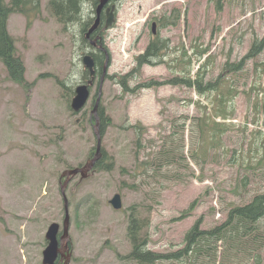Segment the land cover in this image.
Returning a JSON list of instances; mask_svg holds the SVG:
<instances>
[{"label": "rangeland", "instance_id": "1", "mask_svg": "<svg viewBox=\"0 0 264 264\" xmlns=\"http://www.w3.org/2000/svg\"><path fill=\"white\" fill-rule=\"evenodd\" d=\"M48 2L39 0L30 27L19 13L7 21L26 84L10 81L0 61V264H42L47 228L57 223L58 236L63 232L59 175L84 165L96 147L90 112L98 68L83 110L70 108L74 89L89 79L83 55H100L82 34L95 8L84 0L79 20L64 26ZM109 4L115 21L105 31L101 27L110 59L100 106L109 119L101 150L112 168L76 177L67 187L68 264H135L125 259L131 214L148 234L147 250L166 253L182 246L196 221L200 229L214 228L231 209L264 196V113L255 110L264 97V50L233 71L264 37V0H225L220 11L215 0ZM153 38L168 41L158 64L131 72ZM123 76L133 92L118 84ZM175 77L198 80L203 94L184 84L137 88ZM115 194L119 210L109 204ZM190 206L192 213L183 217ZM258 228V261L264 264V219ZM224 264L257 259L232 252Z\"/></svg>", "mask_w": 264, "mask_h": 264}, {"label": "trees", "instance_id": "2", "mask_svg": "<svg viewBox=\"0 0 264 264\" xmlns=\"http://www.w3.org/2000/svg\"><path fill=\"white\" fill-rule=\"evenodd\" d=\"M83 1L84 0H49L48 8L50 13L60 24L67 26L79 20ZM223 1L225 0H215L218 11L221 10ZM92 4L93 7L96 8L98 0H92ZM37 12H39V0H10L9 4L4 0H0V61L7 71L9 80L21 86L26 84L24 76L25 67L20 58L16 56L14 40L7 31V21L10 14L19 13L26 17L27 26L30 27L33 22L31 14L37 15ZM94 19L84 23L82 29L83 42L88 43L84 34L94 23ZM100 22H104L103 14L101 15ZM176 22L177 18L169 23V25L173 26ZM101 26L97 28L91 37L99 38L97 44L106 51L101 39L102 33L99 31ZM167 44V40L153 38L146 50L135 58L136 66L131 72H139L143 65L152 66L158 64L157 61H159L161 53L168 48ZM263 50L264 37L252 45L249 53L239 64L233 67V71H238L243 68L246 59L252 57L256 53L260 54ZM100 54L101 56L91 54L95 62L96 74H98L97 68L102 69L104 63L102 62V59L105 58L104 53L100 52ZM224 72H227L226 67ZM127 81V76H123L119 79L118 84L121 85L125 92H133V89L131 90L127 86ZM180 84H184L188 88H195L199 95L203 94L202 92L204 89H202L201 83L198 80H192L190 77L187 79L175 77L162 83L150 81L137 88H145L150 85L154 87L159 85L176 86ZM207 90L214 91L215 89L213 85H208ZM255 110L257 114L261 111L264 113V97L261 99L260 104H256ZM97 115L100 121V136H103L105 126L108 125L109 119L105 116L104 109L100 106V103ZM90 122H94V120ZM93 154L90 158H92ZM107 159L108 157L105 151L101 150V157L96 162L94 168L110 171L112 162L107 163ZM65 169H69V167ZM192 211L193 208L190 206L182 216L186 217L190 215ZM262 219H264V196H256L248 204L231 209L227 215L226 221L219 226L203 230L200 229V221H196L185 234L182 246L176 251L154 253L147 250L149 242L148 234L143 231L142 223L134 214H131L128 217L127 225V239L131 246V250L125 259L135 264H224L225 258L232 252L233 256L244 255L245 252H249L252 259H257V264H259L260 261L258 260L260 258V251L262 250L259 244L263 241V233L258 228V224H260ZM243 245H252L254 248L249 247L235 251L236 248Z\"/></svg>", "mask_w": 264, "mask_h": 264}, {"label": "water", "instance_id": "3", "mask_svg": "<svg viewBox=\"0 0 264 264\" xmlns=\"http://www.w3.org/2000/svg\"><path fill=\"white\" fill-rule=\"evenodd\" d=\"M111 0H98V4L95 8V19L91 27L85 32L84 37L89 42V44L97 49L103 51L106 54V51L101 47L97 46L99 38L90 39L91 35L96 31L100 23V17L105 10V23L104 28L107 30L114 22V6L108 7ZM154 26L152 24V34L154 35ZM108 57L106 56L105 62L102 67V72L98 84V93L95 99L94 105L90 112V115L93 117V132L96 139V147L92 158H90L84 165L76 167L73 169L64 170L59 175V190L63 201V210H64V219L62 222V234L58 238V232L60 229L59 224L52 223L46 230L45 239L47 240V246L42 252V264H54L57 257H60V262L62 264H68L71 260V252L69 251L70 241H69V203L66 196V190L71 182V180L79 176L80 181L86 179L94 169L96 162L101 157V136H100V121L97 115L98 106L102 94V85L105 80L106 71L108 68ZM82 64L84 68L88 71L90 79L86 84H80L74 89V96L71 99L70 108L74 113H78L83 110L89 97H90V86L93 84L94 80V61L91 55L85 54L82 58ZM109 204L113 209H121V198L119 194H115L112 199L109 200Z\"/></svg>", "mask_w": 264, "mask_h": 264}, {"label": "flooded vegetation", "instance_id": "4", "mask_svg": "<svg viewBox=\"0 0 264 264\" xmlns=\"http://www.w3.org/2000/svg\"><path fill=\"white\" fill-rule=\"evenodd\" d=\"M113 1H115V0H112V3H113ZM111 5H113V4H111ZM100 32H101V28H100V30H99ZM92 38V37H91ZM93 39V38H92ZM100 56H101V54H100ZM105 58H106V55H105ZM105 58H104V61H105ZM99 73L101 74V68L99 69ZM95 78H96V76H94V80H95ZM99 78H100V76H99ZM94 80H93V85H94ZM99 80V79H98ZM93 85H92V87H93ZM97 90H98V83H97ZM61 236V235H60ZM60 236H58V238H60ZM71 246V245H70ZM54 264H62L61 262H60V257L58 256L57 257V259H56V261H55V263Z\"/></svg>", "mask_w": 264, "mask_h": 264}]
</instances>
